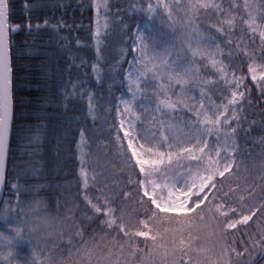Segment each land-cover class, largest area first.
Here are the masks:
<instances>
[{"label": "snow or ice", "instance_id": "1", "mask_svg": "<svg viewBox=\"0 0 264 264\" xmlns=\"http://www.w3.org/2000/svg\"><path fill=\"white\" fill-rule=\"evenodd\" d=\"M53 7L54 23L14 22L12 0H0V264H264V0ZM44 32L65 66L18 64L14 37ZM71 103L81 115L52 135L75 179L53 189L36 182L41 169L13 162L14 141L39 142L48 110Z\"/></svg>", "mask_w": 264, "mask_h": 264}, {"label": "trees", "instance_id": "2", "mask_svg": "<svg viewBox=\"0 0 264 264\" xmlns=\"http://www.w3.org/2000/svg\"><path fill=\"white\" fill-rule=\"evenodd\" d=\"M71 2L73 5H75L76 0H71ZM128 2L129 0H119V3L122 6H126ZM25 3L33 5L34 7L26 10L23 7ZM58 3H69V0H12L13 20L14 22H20L21 18L31 15L34 21L36 17H48L54 23L55 18L60 17L61 13L63 12V9L53 7V5H57ZM74 14L77 22L82 20L85 26L90 23V12H85L83 16H81L79 12H75ZM72 15L73 10L69 9V15L65 18L71 20ZM85 35H87L86 32ZM120 40L121 37L119 31L113 30L109 33L108 38L105 41L109 48V63L111 62L112 50L120 46ZM25 41H27V44ZM14 42L16 44L14 52L20 54L18 57L14 56V59L18 64L38 66L41 60H47L48 62L55 65V62L59 60L60 67L63 68L65 66L64 53L60 49L55 34L51 32H44L39 36H28L21 33L20 35H16L14 37ZM85 42L88 43V41ZM40 52H43L46 55H38ZM80 55L90 59L92 56V51L85 48L80 51ZM78 62L79 61H77V63ZM107 66L108 65H105V67ZM33 71L34 73L38 74V67H34ZM72 72L75 75L77 70L73 68ZM32 83L35 84L36 81H32ZM34 91L35 89H26L22 94L28 96ZM102 103H104V101H102ZM80 108L81 105L79 103H71L67 111H65L63 108L56 109L55 111L53 109H49L48 111L53 113L52 119L50 121V127L47 131L41 130V140L39 142L29 144V142L25 140L23 142L25 146L23 148H17L15 146L16 142L14 141L13 162L17 165H20L21 167L27 166L41 169L39 175L42 176L43 179L36 181L37 183L44 185L50 184L53 186V189H55V185L57 184L74 182L75 168L73 161L70 159L71 153L67 151L66 146L63 149H58L56 147L57 141L52 135V127L60 123L66 124L69 119L73 118L74 116L81 115V112L79 111ZM252 111L259 112L260 109H251L250 113ZM101 115L103 116V113H101ZM250 118H252L251 115ZM255 118L259 119L260 117L256 116ZM27 122L35 123L34 120H29ZM73 123H75V121H73ZM94 127L97 129V135H101L102 137H106L108 135L105 130L106 126L97 124ZM57 152H60V155H57ZM259 152L260 149H256L254 155L251 158L247 157V154H245L244 159L246 161V165H242V177L245 174L243 173L244 166L252 168L254 164H258L260 157L257 154ZM29 153L35 154L30 156ZM237 159L239 160L241 158L238 157ZM9 167L11 168V164ZM6 191L7 190H5V193ZM75 193L76 189L73 184L65 194L75 195ZM42 195H47V193H42Z\"/></svg>", "mask_w": 264, "mask_h": 264}, {"label": "rangeland", "instance_id": "3", "mask_svg": "<svg viewBox=\"0 0 264 264\" xmlns=\"http://www.w3.org/2000/svg\"><path fill=\"white\" fill-rule=\"evenodd\" d=\"M242 143V145H243V141L241 142ZM244 173V172H243ZM4 229V224H3V222L2 221H0V230H3Z\"/></svg>", "mask_w": 264, "mask_h": 264}]
</instances>
